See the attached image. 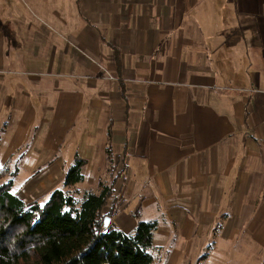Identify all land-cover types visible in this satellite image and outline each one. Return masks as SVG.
I'll list each match as a JSON object with an SVG mask.
<instances>
[{
    "label": "crops",
    "instance_id": "0c3cea01",
    "mask_svg": "<svg viewBox=\"0 0 264 264\" xmlns=\"http://www.w3.org/2000/svg\"><path fill=\"white\" fill-rule=\"evenodd\" d=\"M75 2L14 70L63 85L84 170L111 127V223L157 220L160 264H264V0Z\"/></svg>",
    "mask_w": 264,
    "mask_h": 264
},
{
    "label": "rangeland",
    "instance_id": "374dc122",
    "mask_svg": "<svg viewBox=\"0 0 264 264\" xmlns=\"http://www.w3.org/2000/svg\"><path fill=\"white\" fill-rule=\"evenodd\" d=\"M75 11V0H0V169L7 176L1 183L17 174L13 192L27 203L47 202L53 191L64 189L78 148L71 126L74 111L70 112V100L60 90L63 85L57 94L56 79L15 71L23 57L17 52L32 50L33 30L39 35L50 32L53 25L63 28L65 17L79 25ZM32 79L43 84L29 83ZM84 172V184L70 191L80 201L85 193L99 189L101 180L111 183L109 171L86 168ZM155 256L160 264V252Z\"/></svg>",
    "mask_w": 264,
    "mask_h": 264
},
{
    "label": "trees",
    "instance_id": "16d2710c",
    "mask_svg": "<svg viewBox=\"0 0 264 264\" xmlns=\"http://www.w3.org/2000/svg\"><path fill=\"white\" fill-rule=\"evenodd\" d=\"M112 141L109 127L106 154L111 183L101 180L98 191L85 193L81 201L70 193L85 181L87 161L80 155L65 175L64 189L53 191L44 203L20 199L13 192L17 174L1 183L7 176L0 169V264H157L152 252L157 220H139L131 234L111 222L109 228L104 225L117 211L120 200L115 186L125 172L115 171ZM221 229L218 224L216 230ZM210 252L208 247L198 264Z\"/></svg>",
    "mask_w": 264,
    "mask_h": 264
},
{
    "label": "water",
    "instance_id": "95a60500",
    "mask_svg": "<svg viewBox=\"0 0 264 264\" xmlns=\"http://www.w3.org/2000/svg\"><path fill=\"white\" fill-rule=\"evenodd\" d=\"M110 222H111V218H110V217H108V218L105 219V223H104V225H105L106 228H109V226H110V225H109Z\"/></svg>",
    "mask_w": 264,
    "mask_h": 264
}]
</instances>
